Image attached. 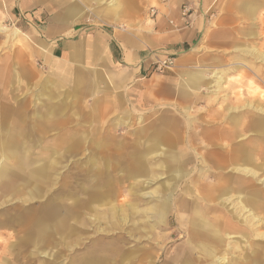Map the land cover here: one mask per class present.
Masks as SVG:
<instances>
[{
  "label": "rangeland",
  "instance_id": "rangeland-1",
  "mask_svg": "<svg viewBox=\"0 0 264 264\" xmlns=\"http://www.w3.org/2000/svg\"><path fill=\"white\" fill-rule=\"evenodd\" d=\"M172 1L174 0H133L127 3V0H120L122 19L119 23L104 24L97 18H91L90 27L83 28L81 24L69 31L75 38L98 33L113 38L117 32L139 37L140 31L151 32L155 27V17ZM179 1L181 2L180 17L184 26L191 27L198 17L203 16L208 29V34L199 36L196 44L185 47V50L188 49L186 52L197 56L195 62L207 65L202 68L199 66V70L207 71L209 76L207 84L209 85L200 88L197 101L187 102L186 105H181L174 100L145 102L138 98V93L132 86L119 87L117 83L115 85L117 80L111 81L105 77L106 69L88 67L87 63L82 62L81 54L78 60L68 62L71 68L66 69L71 79L83 76L95 84V92L85 94L76 88L77 85L69 83L66 86L71 88L70 97L76 105H91L94 102L100 109H106L105 120L130 118L127 119L131 121L130 124L120 126L113 133L116 141H112L111 144H117L116 147L127 145L125 143L127 133L139 126L140 122H136L137 118H140L145 125L158 116L174 117V120L177 118L181 122L190 121L192 125L190 127L197 131V148L188 138L181 143V146L194 156L186 162L187 172L184 179L169 182L170 185L160 189L161 194H164L168 201L165 224H153V227L149 228V225H152L149 219V222H140V232L137 230L135 233L134 231L136 221L131 205L136 203L139 208L143 207L149 198L141 196L140 193L160 183H166L168 175H171V172L158 173L148 164L151 160L148 154L153 152L150 146L144 149L143 154H140L136 161L128 159L125 163L127 171L124 179L128 176V178L141 177L143 181L128 182L125 180L122 183L124 186L116 189L109 185L111 177L114 180L115 176H118L117 172H111V176L107 172L104 178L97 172L99 162L106 158L103 147L100 149L95 147L98 143L91 142V151H81L79 155L71 157V149L65 152L62 144L59 143L61 140H54L55 142L52 143L54 152L56 153L59 149L57 152L63 156H58L59 163L54 169H47L45 179H37L36 182L23 178L31 173L36 164L42 161L49 163L50 157L46 154L51 156L50 153H53L51 143L43 139L27 141L24 143L26 151L22 145L17 143L10 149L0 145L5 148L6 153L5 156H0V163L5 166L6 173L8 170L14 173L5 180L9 186L8 190L0 193V264H91L101 263L102 260H104L102 264H163L165 262L177 264L179 262V259L175 257L178 253L174 250L185 245L186 242L185 235L182 233L183 229L174 211L178 204H175L173 209V203L178 198L172 200V195L174 197L181 195L182 192L184 193L183 188L186 187L192 190V193L189 191L190 194L187 195L185 201H192L190 199L195 193L197 194V205L200 206L199 196L203 195L201 191H206L209 186L217 182L219 172L225 162L224 157L230 154L229 140L223 142L220 148L222 152L211 151L208 156L204 151H201L203 154L199 153L202 149L199 147L211 143L208 142V137L206 138L207 134H220L223 129L219 126V130L215 132L208 129L205 123L211 119L213 121L215 117H225L226 120L228 118L226 116H229L230 132L228 134L238 129L236 127L240 129L247 125L249 128L244 132L247 136V133L248 135L255 134L253 125L264 121V0H235L234 3L231 0H215L211 9L203 11L198 5L201 0ZM169 25L172 29L179 30V25L172 20ZM2 26L4 28L0 31V73L13 75L14 72H18L20 76L4 80L0 87L36 91L52 72L49 63L39 54L40 45L35 44L29 33L22 32L11 25L2 24ZM212 41L217 42L213 48L208 45ZM59 46L53 45L57 55L60 54ZM48 47L52 49V46ZM195 65L197 66V63L190 64L193 68ZM111 69L115 70V68ZM154 72L158 74L169 72L177 77L179 68L174 60L172 69ZM102 75L104 77L99 79ZM179 80H183L182 74ZM52 84L56 87L62 85L65 87L64 82L54 81ZM29 92L27 91L26 94ZM16 96L17 93L11 95L9 99L11 103L17 101ZM32 100L31 95L26 97V101L31 105ZM258 107H262L263 110H259ZM6 110V107L0 108V136L8 135L17 140L19 134L7 133L6 129L18 127L17 119L20 116L18 113L13 114L16 110H13V113L10 110V115L6 114ZM178 110L186 111L187 116L179 114ZM241 116L249 117L250 121L241 120ZM96 119H101L100 112ZM236 121H239L238 125ZM179 126L183 127L180 124ZM50 127L56 128L50 123L42 124L37 127V131H47ZM184 135L185 133L182 136ZM79 144L80 142L74 146H79ZM108 147L112 149L114 146L108 145ZM29 149H40V151L39 153L30 152ZM122 149H118L117 152ZM156 152L158 155H163L162 159H158L160 168L166 170L167 162L173 160V168L179 170V159L172 155L168 157L162 143L158 144ZM110 159L109 157L108 160ZM15 174L16 177H14ZM155 174L163 175L152 181ZM201 176L204 181H201ZM181 177L179 172L176 180ZM261 178L264 181V172ZM124 179L121 178V180ZM99 182L101 185L98 188ZM114 184L118 185L116 181ZM259 187L262 186L255 185V188ZM103 190L110 192L108 198L105 197L98 202L90 200L94 192ZM116 190L120 191L118 197H116ZM237 195V193L234 194V201H237L235 197ZM108 202L121 209L120 220L111 219L106 206ZM230 207L232 206L227 208L230 209ZM62 213L68 215L65 227L68 226L72 230L66 229L65 234L57 231L49 232L50 226L54 224V218ZM259 215L264 218V214ZM258 231H264V224H259L253 232L258 233ZM252 234L243 244L235 238L232 239L230 245L236 248L227 252V258L224 261H229V264H253L251 261L255 259L253 252L254 254L257 252L261 264H264V244L258 245L255 241L257 237ZM151 236L152 240L148 238ZM240 247L243 249L241 250ZM171 253L173 254L168 257L167 254ZM77 256L78 259H76ZM185 264L204 263L195 261L191 257Z\"/></svg>",
  "mask_w": 264,
  "mask_h": 264
},
{
  "label": "crops",
  "instance_id": "crops-1",
  "mask_svg": "<svg viewBox=\"0 0 264 264\" xmlns=\"http://www.w3.org/2000/svg\"><path fill=\"white\" fill-rule=\"evenodd\" d=\"M132 1L127 0V3ZM214 2L215 0H201L198 5L203 11L211 9ZM231 2L234 3L235 0H231ZM180 5L181 2L179 0L172 1L169 6L155 17V27H153L151 32L140 31L139 37L133 34L117 32L113 35V38L101 33L75 38L71 36V31L69 30L75 29L81 24H83V28L90 27L91 18H97L104 24L113 25L119 23L122 19L120 0H0V31L4 28L2 24H6L22 32L29 33L35 44L41 47L39 52L41 58L47 61L52 69L51 74L36 91L32 89L26 91L21 89L11 90L0 87V108L6 107V114L8 115H10V110L11 112L16 110L12 113H18L21 117H18L17 123L23 128L19 133L18 139L20 145L23 146L22 148L26 149L24 143L27 141L43 139L51 143L52 152H54L52 143L61 140L59 142L62 144L61 146L71 149V157H74L79 155L81 151H91V142L98 143L95 147L97 149L103 147L106 158L104 161L99 162L97 172L103 178L107 172H109V175L111 172H117L118 176H115L114 180L111 177L109 187L120 189V187L124 186L122 183L125 180L128 182L143 181L141 177L128 178V176L124 179L127 171L125 163L128 159L129 161H136L138 156L143 154L144 149L150 146L153 152L148 154L151 159L148 164L155 168L158 173L171 172V175L169 174L168 179H166L170 183L183 180L187 172V168H185L186 162L194 156L182 147L181 143L188 138L197 148V131L190 127L192 126L190 121L185 123L177 118L174 120V117L158 116L150 123L144 125L142 120L137 118L136 122H140L139 126L127 133L125 139L127 145L116 147L117 144H111L112 141H116L113 133L120 126L130 124L131 121L127 120L130 118L105 120L106 109H100L94 102L91 105H76L72 101V97H70L71 88L66 87L69 83L77 85L76 88L83 94L91 93L95 90V84L85 79V77L76 76L71 79L66 73V69L71 68L68 62L78 60L81 54L82 62L87 63L88 67L106 69L105 77L111 81L113 79L117 80L115 85L117 83L119 87L132 86L138 93V98L145 102H171L174 100L181 105H186L187 102L197 101V93L200 88L209 85L207 84L209 80L207 71L199 70V66L202 68L207 65L195 62L197 56L186 52L188 49L185 50V47L196 44L199 36L208 34V29L203 16L198 17L191 27L184 26L180 17ZM248 11L252 12V10ZM170 20L179 25V30L171 28L169 25ZM227 43L226 45H228ZM54 44L60 45L59 55L53 48ZM208 45L213 48V46L217 45V42L212 41ZM48 46H52V49ZM168 55L173 56L177 63L179 68L178 78L169 72L158 74L153 70L154 62ZM193 62L197 63L194 68L190 66ZM111 68H115V70ZM181 74L183 80L180 81L179 76ZM19 76L20 73L18 72H14L13 75L0 73V84L11 77L19 78ZM99 77V79H102L101 77L104 76ZM54 81L58 83L64 82L65 87L63 85L56 87L52 84ZM195 90H197L196 93ZM27 91L30 92L26 94ZM16 93L15 99L17 98V101L11 103L9 99L12 94ZM29 95L33 97L32 105L26 101V97ZM98 112H100L101 117L99 120L96 119ZM178 113L185 117L187 116L186 111L178 110ZM226 117H228L226 120L225 117H215L213 121H216V123H212V119L205 123L208 129H212L215 132L219 130V126L223 129L220 134H207L204 132L208 135L206 136V138L208 137V142L211 143L199 147L202 148L199 153L203 154L201 151H204L205 155L208 156L211 151L218 150V143L230 140V135L228 134L230 132L229 116ZM240 119L245 122L250 121L249 117L241 116ZM49 123L56 126V128L50 127L47 131H37L38 126ZM179 124L183 127L179 126ZM184 133L185 135L182 136ZM158 141L165 146L168 157L172 155L179 159L178 168L182 177L178 178V180H174V162H167L168 168L166 170L159 167L158 163L163 155H158L156 152ZM78 142H80L79 146L75 147L74 145H77ZM108 145L114 146L112 149H116L112 150ZM120 148L123 149L117 152ZM29 151H37L39 153L40 149H29ZM253 153L256 154V151ZM109 157L111 158L110 160H108ZM101 173L104 174L102 175ZM121 178L124 180H121ZM113 181H116L118 185L114 184ZM101 183H98V188ZM183 189L184 192L187 190V192L191 191L192 193V190H188L186 187ZM185 195L178 194L177 197L172 195V200L178 198L173 203V209L175 204L185 202L187 197ZM118 196H120V191H117L116 197ZM192 199L193 202L197 203V194L194 193ZM176 214L178 220L183 219L182 211L176 212ZM185 245L180 246V248L184 249ZM172 254L167 255L169 257Z\"/></svg>",
  "mask_w": 264,
  "mask_h": 264
},
{
  "label": "bare ground",
  "instance_id": "bare-ground-1",
  "mask_svg": "<svg viewBox=\"0 0 264 264\" xmlns=\"http://www.w3.org/2000/svg\"><path fill=\"white\" fill-rule=\"evenodd\" d=\"M258 109L263 110L262 107H258ZM259 122L253 125L252 128L255 134L252 135L245 136L244 132L249 128L247 125L240 129L236 127L238 129L231 131L229 140L230 154L227 157L223 156L225 162L224 164L222 163L223 166L219 172L217 182L209 186L206 191H201L203 195L199 196L200 206L193 201H185L177 205L175 211H182L183 213V219L179 220V222L186 242L184 249L180 247L175 249L176 253H178L175 257L179 259L177 264H185L191 257L193 260L203 262L204 264H229V261L224 260L227 258V252L236 248L230 245L232 239L234 240L235 238L239 243L243 244L249 240L248 237L252 233L257 237L255 241L258 245L264 244V231L253 232L259 224H264V218L259 215L260 213L264 214V181L261 180V174L264 172V121ZM238 124L239 121L236 125ZM17 126L6 129V132L19 134L23 129L21 126ZM15 143L20 145L18 139L15 140L12 136H0V145L5 146L6 149H10ZM222 145L223 142L217 144L219 152H222L220 149ZM0 148V156H5V148ZM57 151L56 153H50L52 154L51 156L46 154V156L50 157L49 163L42 161V163L36 164L32 168L31 173L27 174L23 179L33 182H36L37 179H45L47 169H54L59 163L58 156H63V154ZM64 151L67 152L68 149L64 148ZM254 151H256V154L253 153ZM223 157L221 158L223 159ZM171 159H173L172 156ZM4 168L5 166L0 163V193L8 190L9 186L5 180L14 174L11 170H8L6 173ZM173 169L175 171V180L180 170ZM158 176L160 174L153 175L152 181ZM14 177H16V174ZM171 177L173 178V176ZM170 180L172 181L171 178ZM202 180L204 181L201 176ZM167 185H170L168 181L160 183L150 190L146 189L143 193L141 192V196L149 198V201L143 207L139 208L136 203L131 205L132 214L136 221V224L134 223V227L136 226L134 229L135 233L137 230L139 232L141 230L140 222H149V219L152 221V225L150 224L149 228L153 227V224H165V213L168 209L167 198L164 197V194H161L160 189ZM255 185H261L262 187L255 188ZM235 193L238 194L235 196L237 201H234L235 198H233ZM182 194L188 195L189 191L187 192L186 190ZM109 195L110 192L107 190L94 192L90 200L98 202L100 199L108 198ZM106 206L111 219L113 221L120 220L119 212L121 209L114 205L112 206L111 202H108ZM228 206L232 207L228 209ZM67 216L65 213L57 215L54 218L53 226H50L49 232L57 231L65 234L66 229L71 231L72 229L68 228V226L67 228L65 227ZM124 218L126 219L127 217ZM42 229L45 230V228ZM148 238L152 240V236ZM253 255H255V259H250L252 263L261 264V259L257 255V252L256 254L253 252ZM78 258L77 256L76 259ZM69 259L72 261L71 258ZM103 262L104 260L101 263L91 264H102ZM164 264L174 263L165 262Z\"/></svg>",
  "mask_w": 264,
  "mask_h": 264
},
{
  "label": "built area",
  "instance_id": "built-area-1",
  "mask_svg": "<svg viewBox=\"0 0 264 264\" xmlns=\"http://www.w3.org/2000/svg\"><path fill=\"white\" fill-rule=\"evenodd\" d=\"M174 66V58L172 56H166L162 59H157L153 64V70L162 72L164 70L172 69Z\"/></svg>",
  "mask_w": 264,
  "mask_h": 264
}]
</instances>
